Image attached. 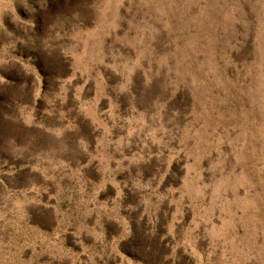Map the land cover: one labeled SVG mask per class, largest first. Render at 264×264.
<instances>
[{"label":"rangeland","instance_id":"1","mask_svg":"<svg viewBox=\"0 0 264 264\" xmlns=\"http://www.w3.org/2000/svg\"><path fill=\"white\" fill-rule=\"evenodd\" d=\"M0 264H264V0H0Z\"/></svg>","mask_w":264,"mask_h":264}]
</instances>
